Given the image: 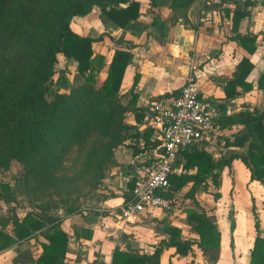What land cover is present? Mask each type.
Returning <instances> with one entry per match:
<instances>
[{"label": "crops", "instance_id": "1", "mask_svg": "<svg viewBox=\"0 0 264 264\" xmlns=\"http://www.w3.org/2000/svg\"><path fill=\"white\" fill-rule=\"evenodd\" d=\"M143 1L139 0V16L129 21L124 28L109 20L96 6L86 15L73 16L70 27L77 34L93 39L94 55L102 58L98 71L104 74L103 78L114 49L120 47L129 51L120 91L128 90L134 77H137L133 90L137 96L135 105L142 108L145 114L142 123L145 126L140 128L142 124L139 125V132L149 128L153 134V123L147 119L150 102L164 93L176 92L188 67L193 66L201 93L220 108V118L203 149L210 153L214 161L229 158L232 152L243 153L244 147L235 144L233 137L243 132L245 127L231 119L242 110L264 112V86L257 87V79L264 73V1L243 0V3L247 1L246 9L250 11L240 19L237 32L256 35L252 53L232 39V11L238 5L235 0H225L222 3L224 9L212 14L206 13V7L196 1L183 6H171L170 0L155 2L154 5L146 0V6L150 9L145 12L142 9ZM226 10H229L228 13ZM209 14L212 24L205 20ZM194 22L198 25L195 32L185 27ZM117 38L121 43L115 41ZM192 47H195L196 58L203 56L202 65L198 63V68L195 57L190 54ZM210 52H218V55L211 58ZM244 56L252 64L246 78L251 88L243 90L240 85H236L237 93L226 97L225 83L234 77L236 64ZM131 115L134 119L133 113ZM142 142L141 137L130 141L131 145L139 148ZM147 156L148 149L135 155L130 149L129 156L124 157L122 167L125 171H119L110 179L109 195L100 202L102 209L107 210L109 215H87V219L77 223L59 217L26 237H18L8 231L11 220L4 219L6 205L0 201V230L11 238L9 244L0 248V264H36L42 244L48 243L46 234L56 229L68 236L63 264H110L115 247L120 250L135 249L151 255L155 247L159 246V264H250L254 238L264 237V179H251L242 160L233 157L229 165L220 170L217 185L208 177L197 186L208 188V191L198 195L203 199H200L201 204L188 206L187 209L202 211L220 232L218 249L203 250L198 246V234L192 229V222L186 218V211L180 208L175 207L169 212L155 210L135 223H124L113 216L130 194L128 182ZM117 160L120 165L119 157ZM130 166L131 170L127 173ZM114 169L117 168H113L115 173ZM190 169L188 174L194 173L195 169ZM117 185L123 186L124 192ZM178 191L174 192L175 197ZM109 202H115V207L109 206ZM47 209H43L44 214H50ZM166 226L179 228L180 238L191 242V248L185 255L177 253L175 247L168 243L169 234L164 230ZM84 229L90 232V238L82 234ZM210 254L216 255L212 257Z\"/></svg>", "mask_w": 264, "mask_h": 264}, {"label": "trees", "instance_id": "2", "mask_svg": "<svg viewBox=\"0 0 264 264\" xmlns=\"http://www.w3.org/2000/svg\"><path fill=\"white\" fill-rule=\"evenodd\" d=\"M190 0H170L171 6H183ZM151 5L155 4L150 0ZM249 4V3H248ZM236 4L232 11V39L248 53L255 50L256 35L237 32L240 19L250 10ZM98 7L102 14L121 28L139 16L138 0H0V170L8 161L15 159L25 165L26 175H33L44 186L52 187L60 169L62 159L72 144H83L90 130L105 125L115 112V96L120 92L129 51L114 49L108 70L99 86H95L94 71L100 68L101 57L94 55L93 39L74 32L70 27L73 16H83ZM229 10L225 12L228 13ZM121 40V39H120ZM121 43L119 39H115ZM120 46V45H119ZM75 61L84 82L69 93L50 95L54 65L57 55ZM252 64L242 57L236 64V73L226 81V97L234 96L236 85L249 90L251 83L246 80ZM135 76L130 91L131 112L136 122V130L131 138L142 139V147H132L133 154L153 148L157 141L151 140V129L138 131L143 123V109L137 107L134 87ZM264 73L257 79V87L263 88ZM175 92V91H174ZM168 93H164L162 96ZM161 97V96H160ZM159 98V97H158ZM156 99V98H155ZM243 124L245 130L233 137L235 144L244 147V152H232L229 158L214 161L207 151L190 148L185 151L179 163L185 168H194V173L172 175L169 179L174 193L188 182L196 186L210 177L217 185V178L223 166L230 159L239 157L250 172L251 179H264V112L242 110L231 119ZM63 178L59 179L62 180ZM133 180L128 182L133 188ZM53 184V185H52ZM0 196L10 190L8 183H0ZM129 199L126 196L125 201ZM47 204L40 205V211H28L20 222L15 221L16 235L26 237L42 228L51 218L44 212ZM186 218L192 222V229L198 234V246L203 249L219 247L220 232L212 221L196 209H188ZM257 228V221L255 222ZM168 243L176 252L185 255L191 242L180 238V229L166 226ZM90 238V232L82 230ZM48 243L42 244V252L36 264H63L68 236L62 230H52L46 234ZM11 241L10 236L0 230V248ZM161 247H155L151 255L135 249L112 251L110 264H159ZM212 253V252H211ZM215 257L216 254H210ZM250 264H264V237L256 236L250 249Z\"/></svg>", "mask_w": 264, "mask_h": 264}, {"label": "rangeland", "instance_id": "3", "mask_svg": "<svg viewBox=\"0 0 264 264\" xmlns=\"http://www.w3.org/2000/svg\"><path fill=\"white\" fill-rule=\"evenodd\" d=\"M154 1L164 2L165 0ZM193 1L206 7L205 12L211 14L225 7L222 6L225 0H190L189 2ZM206 1L210 2L206 3ZM250 1L254 2V0ZM235 2L242 4L243 0H235ZM142 3V9L145 12L148 11L150 8L146 6L147 1L144 0ZM148 4L150 3L148 2ZM211 19L212 17L209 14L205 20H209L212 24ZM185 27L192 32L198 30L197 22L185 25ZM208 45L212 44L208 43ZM194 49L195 47L190 49V54L191 57H195L196 67L198 68L200 67L198 63L202 61L203 56L202 58H196ZM217 55L218 52H210L209 57L215 58ZM103 75L100 71L94 72L95 86H99L102 82ZM84 78V75L76 71L75 61L58 54L49 94H67L71 89L83 83ZM130 95L129 90L120 91L114 98L115 112L110 120L105 125L90 130L86 142H83V144L75 143L70 146L62 159L60 169L57 170L58 179L55 180L54 186H44L33 175H26L25 165L15 159L8 161L5 168L0 170V183H8L10 187L7 194H3L5 197L8 195V201L0 196L1 203L6 205L5 211L3 210L5 212L4 219L11 220V224L8 223L10 233L12 231L16 234V224L14 222L22 217L26 211L35 212L43 204H47V211L50 212L47 215L52 221L62 217L77 223V221L87 219V215H109L107 210L102 209L100 202L109 195L108 185L111 183L110 179L119 171H125L122 167L124 157L129 156L130 149H132L130 141L133 140L130 135L136 130L134 127L136 122L134 123L131 115ZM118 157L120 165L117 160ZM114 167L117 168L114 169L115 173L113 172ZM127 170V173L130 172L131 166ZM61 178L63 179L59 180ZM121 187L123 186H118L124 192ZM207 189L197 187L195 183H187L179 189L178 194L174 197V204L164 211L169 212L175 207L180 208L181 211H187L188 206H198L203 200L198 195L208 191ZM0 192H2L1 186ZM108 205L114 208L116 204L115 202H109Z\"/></svg>", "mask_w": 264, "mask_h": 264}, {"label": "built area", "instance_id": "4", "mask_svg": "<svg viewBox=\"0 0 264 264\" xmlns=\"http://www.w3.org/2000/svg\"><path fill=\"white\" fill-rule=\"evenodd\" d=\"M149 106L147 119L154 126L150 139L157 143L132 176L129 199L113 214L124 223H135L174 204L170 177L191 172L179 159L192 147L203 149L220 118V108L201 93L193 66L176 92L153 99Z\"/></svg>", "mask_w": 264, "mask_h": 264}, {"label": "water", "instance_id": "5", "mask_svg": "<svg viewBox=\"0 0 264 264\" xmlns=\"http://www.w3.org/2000/svg\"><path fill=\"white\" fill-rule=\"evenodd\" d=\"M144 126H145V124H142L140 128H142V127H144Z\"/></svg>", "mask_w": 264, "mask_h": 264}]
</instances>
